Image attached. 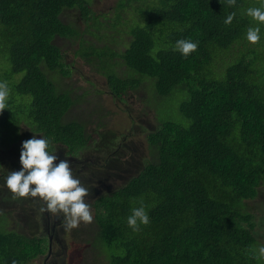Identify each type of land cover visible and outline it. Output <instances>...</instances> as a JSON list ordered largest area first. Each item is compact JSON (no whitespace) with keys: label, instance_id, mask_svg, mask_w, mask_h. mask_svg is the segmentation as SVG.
Masks as SVG:
<instances>
[{"label":"trees","instance_id":"trees-1","mask_svg":"<svg viewBox=\"0 0 264 264\" xmlns=\"http://www.w3.org/2000/svg\"><path fill=\"white\" fill-rule=\"evenodd\" d=\"M250 7L264 8V0H119L108 20L91 0H0V81L10 89L9 108L0 113V264H26L53 245L48 233L24 229L28 216L15 204L25 201L5 183L22 167L23 127L49 138L53 150L58 144L75 156L86 148L106 155L100 171L116 174L112 186L97 192L93 220L70 230H93L92 244L104 247L108 264H264L253 255L261 244L247 210L264 184V23L247 14ZM75 9L85 26L72 18ZM118 24L126 27L121 36L111 30ZM256 26L261 39L253 43L247 32ZM182 38L198 42L188 56L176 50ZM67 40L78 43L77 57L97 60L119 97L144 77L162 95L180 85L187 90L180 113L189 122L161 121L147 135L149 157L131 176L115 166L129 159L121 152L135 148L105 130V120L97 116L91 130L94 119H65L87 94L64 80L73 70L64 57ZM141 203L150 223L134 231L127 217Z\"/></svg>","mask_w":264,"mask_h":264},{"label":"rangeland","instance_id":"rangeland-1","mask_svg":"<svg viewBox=\"0 0 264 264\" xmlns=\"http://www.w3.org/2000/svg\"><path fill=\"white\" fill-rule=\"evenodd\" d=\"M118 2L119 0H91V8L96 12L104 13L106 18L110 20L116 14ZM134 5L137 4L134 3ZM131 7L129 6L123 10L124 17L129 18L131 16ZM71 14L73 19H79L78 9L73 10ZM106 18L103 17L102 20L106 22ZM79 21L85 26V20L80 18ZM125 29L126 27L123 24H118L115 28L112 27L111 30L114 35L121 36V30L123 31ZM100 32L112 34L107 27H103ZM78 48V43H72L68 40L63 43L65 60L67 63H73V70L68 78L64 80L66 83L71 84L68 87L76 89V94L81 95L85 91H87V94L86 97L81 98L80 103L74 110L73 114L76 116L71 114L65 119L67 121L83 119L88 121L89 119H94L89 126L91 130L99 122L97 116L105 120L107 123L105 130L110 131L118 142L121 141L122 143L124 139V145L135 148V150L120 151L123 154H120L122 157L125 156L126 159L129 157V159L125 164L115 166L120 175L125 174L126 176H131L139 171V169H136L140 165L139 160L149 157L147 153V135L153 129H156L161 121L177 120L189 122L180 113V104L188 97L187 90L180 85L173 89L171 93L162 95L155 88L154 80L149 77H144L141 86L139 85L136 90L129 92L127 96L123 98L119 97L112 92L105 75L99 72L96 66L97 60L93 65H89L81 57L76 56ZM217 65L216 69H218ZM121 73L120 75L128 76L126 71H122ZM148 83L152 85L151 92L149 91L151 86ZM85 105L87 108H85ZM22 134L20 147H22L24 140L32 138L35 133L29 128L23 127ZM58 148H56L58 150V156H61L63 159L70 157L66 149L61 146H58ZM117 154L119 155V153ZM128 154L129 156H127ZM104 157L105 154L98 150L87 151V162H78L75 167L80 171L96 167L104 169L101 164ZM4 159L5 166L10 167L13 158L6 155ZM71 161L75 162L78 160L71 158ZM58 162L56 161L55 163ZM97 174L95 172L94 177ZM109 175L116 177V174ZM90 180L93 183V180ZM107 184L95 188V192L107 191L112 186L109 180H107ZM260 189V197L249 200L247 210L254 214V221H257L254 234L259 244L264 245V184ZM16 198H22L25 202L15 204V209L22 210L25 214L24 216H28L25 228L23 227L22 217L17 220L21 227L31 235H34L37 231L40 233H48L47 231H50L47 227L48 219L37 215L42 207L39 208L36 202H32L40 201L39 197H31L29 195L27 197L16 196ZM91 214L93 216L94 210H91ZM51 218L53 223L58 222L57 218ZM37 220L39 224H43V227L37 228ZM65 223L64 219H61L59 226L62 227ZM92 234H94V231L90 229L85 232L81 230H64L63 235H60V240L62 239V241L53 240V250L51 249L50 254L41 255L26 264H108L106 251L103 252L104 247L100 243L96 247L92 244L94 241L93 237H91L93 236Z\"/></svg>","mask_w":264,"mask_h":264},{"label":"clouds","instance_id":"clouds-1","mask_svg":"<svg viewBox=\"0 0 264 264\" xmlns=\"http://www.w3.org/2000/svg\"><path fill=\"white\" fill-rule=\"evenodd\" d=\"M229 2L235 3V0H229ZM247 14L253 19L264 23V8L250 7L247 9ZM234 16L235 13L230 14L225 23H231ZM260 33L259 26L249 28L247 39L255 43L261 39ZM197 48L198 42L189 39L182 38L176 42V50L184 56L190 55ZM9 95L8 83L0 81V113L5 108H9ZM70 112L74 113V110ZM35 134L32 138L22 142L20 155L22 167L18 171L10 172L5 181L7 187L15 196L27 197L30 195L31 197H39L40 201L32 202H36L38 206H41V211H45V214L50 212L51 214L63 216L62 219L65 218L66 223L62 228L65 231L78 227L83 222L90 223L94 216V214L92 216L91 210L95 211L93 200L98 197L95 188L108 185L107 180L111 182L113 179V176L109 174L113 173L110 171L101 172L100 167L82 171L77 170L75 165L78 162L86 163L87 151L90 150L86 148L80 156H75L70 154L69 148L66 147L64 149L67 150L70 157L63 159L58 156V150H56L58 144L53 150L49 138L42 133H37L36 136ZM71 158L78 161H71ZM56 161L59 162L55 163ZM95 172L99 174H97L98 177L97 175L94 177ZM123 175L125 174H121V176ZM90 179L93 180V183ZM41 199L45 202H42ZM127 223L134 231H139L141 225L150 223L149 212L143 203L139 207L131 209V214L127 217ZM253 255L256 259L264 257V245L261 244L258 249L254 250ZM106 258L109 263L107 256Z\"/></svg>","mask_w":264,"mask_h":264},{"label":"flooded vegetation","instance_id":"flooded-vegetation-1","mask_svg":"<svg viewBox=\"0 0 264 264\" xmlns=\"http://www.w3.org/2000/svg\"><path fill=\"white\" fill-rule=\"evenodd\" d=\"M44 216L46 217V219H48L47 227H48V229H50V231H47V230L46 231L48 232V235L50 236V243L53 244V240L59 241L60 240V235L61 236L63 235L64 230H63L62 227L59 226V222L61 221L63 216H59V215H56V214H51L50 212H48L47 214H44ZM51 217L57 218L58 222L57 223H53V220H52ZM60 241H62V239ZM50 248L53 250L52 245H50ZM50 253H51V251H50ZM50 253H48V254H50Z\"/></svg>","mask_w":264,"mask_h":264}]
</instances>
